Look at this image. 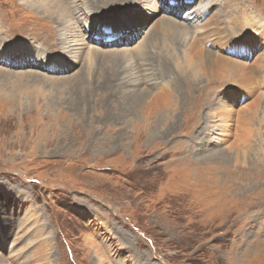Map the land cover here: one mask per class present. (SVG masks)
Listing matches in <instances>:
<instances>
[{"label": "rangeland", "instance_id": "obj_1", "mask_svg": "<svg viewBox=\"0 0 264 264\" xmlns=\"http://www.w3.org/2000/svg\"><path fill=\"white\" fill-rule=\"evenodd\" d=\"M148 1L77 0L83 44L73 47L83 48L74 57L62 48L66 0H0V264H264V81L250 93L235 80L253 64L264 68V0H209L207 28L227 31L206 42L220 58L208 70L161 26L162 16L192 20L186 10L200 0H163L171 12L154 16L140 10ZM140 40L149 56L136 60ZM123 47L127 59L109 56ZM168 52L177 77L220 82L212 108L223 103L227 119L203 108L198 129L181 132V110L177 133L142 131V110L155 104L128 74L139 60L163 81L154 56ZM121 82L116 94L133 90L134 107L110 112ZM179 82L202 113L201 93Z\"/></svg>", "mask_w": 264, "mask_h": 264}, {"label": "bare ground", "instance_id": "obj_2", "mask_svg": "<svg viewBox=\"0 0 264 264\" xmlns=\"http://www.w3.org/2000/svg\"><path fill=\"white\" fill-rule=\"evenodd\" d=\"M76 1L77 0H66L67 6L60 7L59 10L61 13L58 14V17L62 19V22L60 25H62V37L64 38V42L62 45L63 49H66V52L68 51L69 54L73 55L74 57H77L80 52H74L78 50H82L81 46H76L77 50L73 47L74 45L83 44V37H81L80 33L76 30L78 28V22L76 19L72 16V13L76 9ZM175 3H179V0H175ZM140 10L148 14H151L154 16V12L157 14L160 10H166L168 9V13L171 11L172 4L168 2H164L163 0H153L145 2L144 4H141ZM44 6V5H43ZM209 0H200L195 5H191V7H188L186 10V14H189L191 16L192 20H184L181 22H175L174 20L167 18L165 16H162L161 19V26L171 31L172 34L180 35L181 37V51L183 52V56L187 59L189 57L196 58L200 65L207 69L209 67H212L215 69L217 67V62L220 60L215 50H213L210 46H206V42L209 39V37L213 34L217 35V38H222L223 35L226 33L227 29L225 26L222 27V25L218 26V30L215 31V28H207L206 25V15L209 11ZM39 8V7H38ZM149 8L152 12L149 11ZM71 10V16L70 18H65L67 10ZM81 10V9H80ZM84 12V11H83ZM161 15L164 14V11ZM139 13H136L135 17L133 15H128L129 17L134 18L136 20V17ZM204 15V18L202 17ZM170 17V16H169ZM77 18V17H76ZM174 18V17H173ZM203 18V19H202ZM189 24L191 26V29H187L185 24ZM106 26V24H105ZM107 28H110L109 31L115 33L120 32L118 28L106 26ZM160 26H156L157 29H159ZM61 27H59V31ZM217 28V27H216ZM79 29V28H78ZM203 29V31H200ZM149 37V36H148ZM147 38V37H146ZM145 38V39H146ZM137 39V38H135ZM144 39V42H145ZM149 39V38H148ZM70 40V41H66ZM198 40H202L200 44H198ZM137 41V40H135ZM141 41V40H140ZM136 42L134 45L131 46V49L137 54L141 55L144 54L145 57H148L149 55L146 53H143L144 46L143 42L141 41ZM71 42V44H70ZM230 40L229 37L225 40L221 41V45L229 44ZM69 43L70 45H66ZM148 43V42H146ZM145 45V44H144ZM241 45H236L237 47ZM72 46V47H71ZM143 49V50H142ZM234 49V48H231ZM230 49V50H231ZM171 50V49H170ZM228 50V51H230ZM251 48H245L244 51H235L238 56H232V57H242L243 55L249 54ZM1 52H6V50L0 49ZM226 51V52H228ZM15 53V52H14ZM176 53V52H175ZM122 55L125 59H127L128 55L130 54V48L123 47L122 50L116 51L114 53H110L109 56L112 55ZM177 54V53H176ZM17 55V54H16ZM35 60H38V56L34 53ZM143 56V58H144ZM177 56V55H176ZM1 59L3 58L0 55ZM93 57V51L90 49H87L86 51V60L88 61V67L91 65V59ZM134 57V56H131ZM138 58V55L135 56L134 59ZM153 57V56H152ZM156 59L154 60L155 65L157 67V70L159 74L164 78L163 81H160L158 79H151L153 75L152 70L153 68L149 67L146 64H142L139 62V60L136 63V67L128 74L131 81L129 82L131 85L137 86V85H144V88L140 91H138V94H141L143 96L144 100H146L148 95H152V98L150 100V103H154V107L152 109H145L142 110L143 116H142V122L140 127L142 131H155L158 129H161L162 126H164L163 130L161 129L162 134L166 133L169 134L171 132H174L176 130V133L179 131L180 128V111L182 110L184 117H187L186 120V126L182 129L181 132H188L192 130H197L200 124L204 121L203 116V108L204 110H212L213 112H216L217 114H222L225 119H227L228 111L227 106H225L223 103H220V106L215 109L212 108L214 98L211 97V95H214V91L218 86L220 85V82L217 80H211L210 78H206L205 81L197 79L196 76L190 77L186 73H181L179 69H177L181 74H178V77L175 75V68H172L171 64L173 60L175 59V55L171 53H167L166 55H155ZM231 57V58H232ZM177 58V57H176ZM179 58V57H178ZM7 58L6 60H8ZM139 59H142V57L139 56ZM131 60V59H130ZM137 60V59H136ZM52 61V60H51ZM118 61V60H117ZM133 61V60H131ZM131 61L126 60V64L130 65ZM175 61V60H174ZM121 62V61H120ZM119 62V63H120ZM135 63V62H133ZM249 63V62H247ZM148 64V63H147ZM53 65V67H63L62 65H54V64H48ZM179 65V62L177 63V66ZM255 65V64H253ZM249 66L245 68L242 72L236 73L235 80L242 85L243 87L247 88L250 93H254L255 90L258 87V81H264V68H256V66ZM132 66V65H131ZM152 66V65H151ZM124 67V66H123ZM175 67V66H174ZM66 68V67H63ZM68 68V67H67ZM131 68V67H130ZM129 68V69H130ZM155 69V68H154ZM91 70H87V73H90ZM154 73V72H153ZM262 75L263 77H261ZM154 76V75H153ZM223 76L226 77V75L223 73ZM179 77L184 78V81L188 82L186 85L189 86V93H193V91L198 90L201 95L202 99L204 101V104L201 108L202 113L196 114V109L199 107L201 100L198 98L194 99V102L191 103V100L189 98H186L185 93L183 92L182 88L179 86ZM208 79V80H207ZM211 83L209 86H207L206 89H202L203 84L205 83ZM121 83H116L113 85L111 92L109 95H113L118 101H119V107L113 105V103L110 102V108L108 111L114 112L118 109H123L124 107H127L128 109H132L134 106L129 101L132 98V91H124L122 94L119 93L116 94V86L122 85ZM224 83V82H223ZM124 84V83H123ZM116 85V86H115ZM158 85H161L158 88ZM207 85V84H206ZM119 88H117L118 90ZM122 89V88H121ZM154 89H159L157 92H152ZM184 89V88H183ZM243 91V96H247L250 98V95L248 94V91L246 89H241ZM217 92V91H216ZM263 93V91H262ZM188 95V94H187ZM195 95V94H194ZM107 96V95H106ZM210 96V97H208ZM221 98L223 102V98L225 96L224 90H220L219 93L216 95V97ZM194 96H192L193 98ZM102 100L105 99V95L101 98ZM98 100V99H97ZM149 103V102H148ZM203 103V102H202ZM147 107V106H145ZM107 109V108H106ZM184 109V111H183ZM199 109V108H198ZM200 111V109H199ZM167 121V122H166ZM214 124V123H212ZM216 126V125H213ZM139 127V128H140ZM175 133V132H174ZM149 135V134H148ZM158 137H160L158 135Z\"/></svg>", "mask_w": 264, "mask_h": 264}]
</instances>
